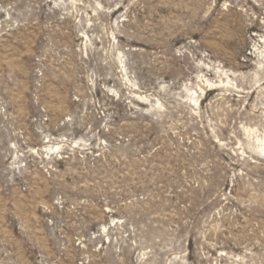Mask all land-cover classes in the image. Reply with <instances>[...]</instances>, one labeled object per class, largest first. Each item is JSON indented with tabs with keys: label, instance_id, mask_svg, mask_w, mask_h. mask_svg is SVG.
<instances>
[{
	"label": "rangeland",
	"instance_id": "1",
	"mask_svg": "<svg viewBox=\"0 0 264 264\" xmlns=\"http://www.w3.org/2000/svg\"><path fill=\"white\" fill-rule=\"evenodd\" d=\"M0 264H264V0H0Z\"/></svg>",
	"mask_w": 264,
	"mask_h": 264
},
{
	"label": "bare ground",
	"instance_id": "2",
	"mask_svg": "<svg viewBox=\"0 0 264 264\" xmlns=\"http://www.w3.org/2000/svg\"><path fill=\"white\" fill-rule=\"evenodd\" d=\"M194 101H195V102H197V99H196V98H194Z\"/></svg>",
	"mask_w": 264,
	"mask_h": 264
}]
</instances>
